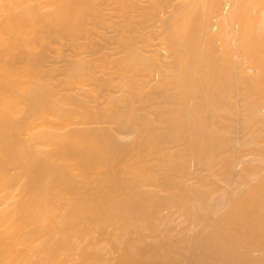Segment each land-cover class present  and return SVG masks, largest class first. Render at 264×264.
I'll return each instance as SVG.
<instances>
[{"label":"bare ground","instance_id":"1","mask_svg":"<svg viewBox=\"0 0 264 264\" xmlns=\"http://www.w3.org/2000/svg\"><path fill=\"white\" fill-rule=\"evenodd\" d=\"M0 264H264V0H0Z\"/></svg>","mask_w":264,"mask_h":264},{"label":"rangeland","instance_id":"2","mask_svg":"<svg viewBox=\"0 0 264 264\" xmlns=\"http://www.w3.org/2000/svg\"><path fill=\"white\" fill-rule=\"evenodd\" d=\"M229 7H230L229 5L226 6L227 9H228Z\"/></svg>","mask_w":264,"mask_h":264}]
</instances>
